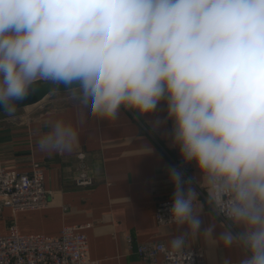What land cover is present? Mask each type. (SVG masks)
Masks as SVG:
<instances>
[{"label": "clouds", "instance_id": "1", "mask_svg": "<svg viewBox=\"0 0 264 264\" xmlns=\"http://www.w3.org/2000/svg\"><path fill=\"white\" fill-rule=\"evenodd\" d=\"M40 84L78 102L81 126L164 111L146 122L171 123L169 146L196 175L167 169L159 218L179 234L160 251L189 264V241L203 237L239 249L236 264H264V0H0V110L14 117ZM47 129L33 133L43 154L80 143L64 119Z\"/></svg>", "mask_w": 264, "mask_h": 264}, {"label": "crops", "instance_id": "2", "mask_svg": "<svg viewBox=\"0 0 264 264\" xmlns=\"http://www.w3.org/2000/svg\"><path fill=\"white\" fill-rule=\"evenodd\" d=\"M33 110L8 121L0 117V163L19 172H32L38 166L50 192L48 206L15 214L11 208H3L0 232L7 234L11 223L20 234L48 236L59 235L65 225L83 226L90 257L99 264H147L137 253L140 244L167 245L179 234L174 224L158 226L155 219L157 205L172 199L168 167L179 168L184 177L196 175L195 167L183 166L178 151L169 146L166 133L171 123L153 131L146 122L157 117L163 120L166 113L159 110L153 117L138 121L123 112L114 124L88 119L81 126L80 107L68 92L51 94ZM54 119L77 127L80 143L73 153L47 155L38 151L33 133L36 129L47 131L48 122ZM80 153L85 154L84 165L93 180L90 186L75 182L81 168ZM198 191L203 202L204 192ZM208 211L205 206L201 231L211 223ZM215 219L214 236H218L221 219ZM189 243L204 248L207 264H222L224 258L236 264L241 256L239 249L214 247L203 237Z\"/></svg>", "mask_w": 264, "mask_h": 264}, {"label": "built area", "instance_id": "3", "mask_svg": "<svg viewBox=\"0 0 264 264\" xmlns=\"http://www.w3.org/2000/svg\"><path fill=\"white\" fill-rule=\"evenodd\" d=\"M78 156L82 162L75 182L78 186H90L93 180L84 165L85 154L80 153ZM187 178L185 176V179ZM44 180V173L38 166L32 172H19L0 163V211L9 207L15 214L19 211L46 208L50 192L45 189ZM203 195L206 198V194ZM171 200L162 201L157 205L155 219L158 226H169L162 224L159 217L165 220L169 218L168 208ZM220 219L223 220V217ZM83 228L65 225L56 236L25 235L19 233L15 223H11L7 234L0 232V264H99L98 260L90 257L88 237L82 231ZM161 245L165 244L142 243L137 253L147 264H175L160 251ZM189 251L192 254L189 264H207L203 247L192 246ZM160 255L162 260L158 261Z\"/></svg>", "mask_w": 264, "mask_h": 264}, {"label": "water", "instance_id": "4", "mask_svg": "<svg viewBox=\"0 0 264 264\" xmlns=\"http://www.w3.org/2000/svg\"><path fill=\"white\" fill-rule=\"evenodd\" d=\"M63 92H67V91L64 90L63 88H61L60 90H55L48 85L40 84L32 95H30L25 101L18 104L17 110H21L26 107L35 105L41 102L42 100H44L45 98H47L48 96H50L51 94L63 93ZM0 113H4V112L0 110Z\"/></svg>", "mask_w": 264, "mask_h": 264}, {"label": "rangeland", "instance_id": "5", "mask_svg": "<svg viewBox=\"0 0 264 264\" xmlns=\"http://www.w3.org/2000/svg\"><path fill=\"white\" fill-rule=\"evenodd\" d=\"M43 104H44V103H43ZM40 107H41V105H40ZM34 108H35V105H32V106L26 107V108H24V109L17 110L16 113H15V116L12 117V118L8 117L5 113H1V114H0L1 121H2V120H5V119H7V120H5V121H8V120H11V119H13V118H16V117H19V116L25 115L28 111L33 110ZM36 109H38V107H36ZM33 111H35V110H33Z\"/></svg>", "mask_w": 264, "mask_h": 264}]
</instances>
